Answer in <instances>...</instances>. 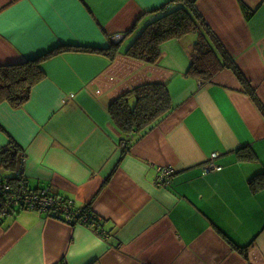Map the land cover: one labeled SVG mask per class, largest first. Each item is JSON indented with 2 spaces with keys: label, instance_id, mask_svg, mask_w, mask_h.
I'll use <instances>...</instances> for the list:
<instances>
[{
  "label": "crops",
  "instance_id": "1",
  "mask_svg": "<svg viewBox=\"0 0 264 264\" xmlns=\"http://www.w3.org/2000/svg\"><path fill=\"white\" fill-rule=\"evenodd\" d=\"M170 1L0 0V67L123 36L114 60L75 49L46 58L27 102L0 104V178L21 160L31 189L90 205L101 224L18 211L0 221V264H264V187L249 183L264 173L259 105L231 69L206 83L189 73L197 34L164 43L156 65L124 55ZM191 1L264 108V0ZM157 83L173 109L126 150L110 106ZM164 168L174 174L158 186Z\"/></svg>",
  "mask_w": 264,
  "mask_h": 264
},
{
  "label": "trees",
  "instance_id": "2",
  "mask_svg": "<svg viewBox=\"0 0 264 264\" xmlns=\"http://www.w3.org/2000/svg\"><path fill=\"white\" fill-rule=\"evenodd\" d=\"M174 3H179V5L172 8ZM242 9L248 17L249 9L244 4H242ZM151 13L155 15L154 19L139 32L137 38L125 51V56L147 64L156 65L162 57L161 46L164 43L171 40H179L189 34H197L198 41L191 54L189 73L206 83L210 82L223 69L233 70L241 81L242 92L249 95L264 113V108L260 104L255 91L251 88L241 70L228 56L223 45L211 31L205 19L195 9L193 1L172 0ZM110 40L111 44L107 49L91 48L85 50L59 47L41 58L29 60L18 65L0 67V104L8 102L13 107L18 108L26 103L31 96L33 87L44 78L45 73L41 68L42 62L53 55L75 49L76 51L101 53L114 60L121 53L122 43H115L113 39ZM132 99H135V105L133 106L130 105ZM172 109L171 98L166 86L157 83L139 87L116 100L110 106V115L115 125L126 134L124 142L127 150L132 144L131 138L156 124L170 113ZM17 148L18 145L12 142L8 148L3 150L5 163L8 160H16L14 157L17 155ZM242 151L243 153L248 151V153H244V159H254L251 150H246L245 148ZM20 166L21 160L19 164L17 160L13 164L11 163L9 167L13 170V174L0 178V182H18L19 178L16 174L22 175ZM26 181L28 182L27 178ZM249 183L253 190H259L264 187V173L253 177ZM31 190L36 191L39 189ZM81 210L80 216L87 213L92 220L101 225L98 216L95 214L96 212L93 211L90 205L85 206ZM72 224L76 223L73 222ZM245 251L246 249H243L242 252L246 254Z\"/></svg>",
  "mask_w": 264,
  "mask_h": 264
},
{
  "label": "built area",
  "instance_id": "3",
  "mask_svg": "<svg viewBox=\"0 0 264 264\" xmlns=\"http://www.w3.org/2000/svg\"><path fill=\"white\" fill-rule=\"evenodd\" d=\"M122 37L118 36L113 40L117 42ZM217 157L218 154L212 156L213 159ZM214 169L219 171L222 167H213ZM173 174L174 171L171 169H160L157 175L158 186L167 184ZM16 176L19 178L16 183L0 182V221L18 211L31 210L47 213L69 223L75 222L99 227V224L92 220L87 213L80 216L82 208H75L71 203L51 194L48 189L31 190L23 173L22 175L16 174Z\"/></svg>",
  "mask_w": 264,
  "mask_h": 264
},
{
  "label": "water",
  "instance_id": "4",
  "mask_svg": "<svg viewBox=\"0 0 264 264\" xmlns=\"http://www.w3.org/2000/svg\"><path fill=\"white\" fill-rule=\"evenodd\" d=\"M122 40V39H121ZM121 40L120 41H117V42H115V43H120L121 42Z\"/></svg>",
  "mask_w": 264,
  "mask_h": 264
},
{
  "label": "rangeland",
  "instance_id": "5",
  "mask_svg": "<svg viewBox=\"0 0 264 264\" xmlns=\"http://www.w3.org/2000/svg\"><path fill=\"white\" fill-rule=\"evenodd\" d=\"M115 38V37H114ZM113 39V38H112Z\"/></svg>",
  "mask_w": 264,
  "mask_h": 264
}]
</instances>
